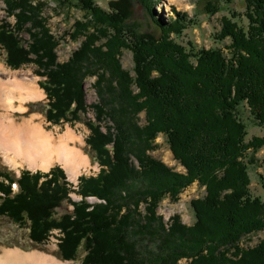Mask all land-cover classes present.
<instances>
[{
	"label": "trees",
	"instance_id": "obj_1",
	"mask_svg": "<svg viewBox=\"0 0 264 264\" xmlns=\"http://www.w3.org/2000/svg\"><path fill=\"white\" fill-rule=\"evenodd\" d=\"M5 1L15 19L0 25L6 65L36 66L44 78L48 121L74 124L93 111L86 144L100 169L81 176L77 191L60 167L24 170L20 178L0 171V218L26 229L35 245L59 232L58 256L75 262L82 251L80 264H264V240L240 245L247 234L264 232V201L248 189L249 167L264 137L246 141L244 120L247 110L251 123L264 128V0H243L242 14L223 17L218 40H228L226 53L176 43L171 36H181L192 21L173 8L174 18L152 16L158 37L129 26L134 3L151 12L159 0H114L110 12L92 0H77L85 17L74 21L69 38L80 45L62 63L56 53L60 40L39 16L40 4ZM201 1L213 15L222 0ZM126 49L133 74L120 62ZM89 78L99 98L90 106L83 88ZM142 114L145 125L139 124ZM160 134L184 173L149 155ZM195 183L205 196L190 201L194 225L175 215L165 222L157 214L161 201L177 200ZM64 203L71 211L59 214Z\"/></svg>",
	"mask_w": 264,
	"mask_h": 264
},
{
	"label": "rangeland",
	"instance_id": "obj_2",
	"mask_svg": "<svg viewBox=\"0 0 264 264\" xmlns=\"http://www.w3.org/2000/svg\"><path fill=\"white\" fill-rule=\"evenodd\" d=\"M92 1H94V4L98 9H102L105 12H110L109 6L112 2H114V0ZM5 2V0H0V25L5 21H7L10 25H13L15 19L8 14ZM33 4H40L41 7L39 8H41V10L39 8L38 9L41 12V15L39 16L45 19L46 26L48 27L50 34H52L56 40H60V44H58L56 49L58 61L60 63L66 62L72 56V51H75L80 45V42L70 40L69 33H72L74 30V21H82V18L85 17L83 12L80 10L81 3L77 0H33L32 5ZM171 8L179 13L183 12L186 17L192 21L184 29L181 36H171L176 43L182 44L186 50L191 48L190 45H188V43H190L195 46V49L197 50L222 48L225 53L228 51L226 46L228 45V40H218L223 17L229 18L233 11H237L242 14L246 9L243 0H222L220 2V9L213 15H210L209 13L207 14L204 12V5L201 0H159L158 4L155 5V8L152 9L151 12H148L145 8H143V5L136 2L134 3V7H132V18L127 20V22L132 29H137L138 32H151L158 37L160 32L155 28L153 17L158 20H162V22L166 21L168 16L173 17ZM241 24L244 26L247 25V20L242 19ZM20 37L26 41L30 40L26 33L20 34ZM4 56L5 52L0 50V76L3 79L1 80V83L5 82V84L9 85L12 83L10 80H14V76L17 75L20 79L26 80V82H32V85L42 93V98L35 101L29 99L25 102H22L19 98L15 102L14 110H6L4 107L0 108V116L5 115L12 120H16L17 124L30 121L34 118L33 120L35 124H39L44 132L51 134L58 140L66 136L68 133H71L74 138L72 141L69 140L70 147L78 150L80 153L79 155L87 159L86 161L88 164L86 166L82 165V167L79 168L77 178L70 176L62 164L55 163L50 168H53L54 166L60 167L67 176L66 180H68L72 189L77 191L78 180L81 176H95L100 167L96 161L94 162L92 151L86 144V140L90 134L86 123L88 120L93 119V111L90 110L86 114L83 113V115L80 116L81 121L74 124L63 122L53 123L48 121L45 116V112L48 110L47 94H45V90L41 86V83L44 82V78L37 76L36 66L31 63L30 65H23L20 69H13L9 65H6ZM133 61V56L127 49L122 51L120 60L122 68L127 69V71L132 72V74ZM94 83V79L89 78L85 80V85L83 86L86 94L85 103L88 106L97 103V100H99L93 89ZM13 88L15 90L16 87L12 84L8 87V90L11 91ZM21 95L23 97H27L29 94H27V92H23L22 94L21 92ZM20 106L22 108V112L18 110ZM244 114V120L246 121L248 128L246 141H249L252 137H264V128H260V126L256 127L251 123L252 117L247 110H245ZM139 124L145 125L144 114L139 116ZM103 125L106 126V124ZM167 143L168 141L165 138V135H158L153 144V149L149 151V155H151L153 159L163 162L174 172L177 171V173H184L185 169L177 162V160L173 158L174 155L169 150ZM255 159L256 160L254 161L255 163L253 166L249 167V181L251 183L248 189L252 196H257V198H261L264 201V189L262 185V179L264 180V147L257 151ZM20 161L21 160L18 162L19 166L13 167L6 162V157L0 152V171H10L15 173L17 177L19 176L21 170L29 169L31 172L40 173L47 171H43L42 169H30L29 166H26L25 164L20 165ZM134 164H136V162H134ZM13 186L15 191H17L18 187H16L15 184ZM202 196H205L204 188L200 187L198 183L192 184L182 192L177 200L173 201L170 198H165L161 201L157 214L159 216L161 215L165 222H169L170 218L175 215L179 217L184 225L192 226L196 220L194 218L193 209L190 207V201L192 199L202 198ZM70 197L73 201L80 200V197L76 196L74 193H71ZM89 201L94 202L95 199H89ZM70 211L71 206H69L68 203H64L63 206L58 209L59 214L68 213ZM52 234V237L49 238L47 243L43 245H35L27 239L26 229H21L6 218L1 217L0 252L15 249L24 253L40 252L52 256V258L55 257L57 261L63 264H80L79 261L83 258L82 251L79 252V261H63L60 259L57 253V237L59 236V232H54ZM263 240L264 232L254 231L247 234V236L240 241V245L243 248L253 247ZM187 263V260H181L179 262V264Z\"/></svg>",
	"mask_w": 264,
	"mask_h": 264
},
{
	"label": "bare ground",
	"instance_id": "obj_3",
	"mask_svg": "<svg viewBox=\"0 0 264 264\" xmlns=\"http://www.w3.org/2000/svg\"><path fill=\"white\" fill-rule=\"evenodd\" d=\"M13 79L10 80L12 83L8 85L5 82L1 83L3 79L0 76V108L14 110L15 102L19 98L22 102L42 98V93L32 85V82H26L17 75ZM12 84L16 88L10 91L8 87ZM21 92L22 94L27 92L29 95L23 97ZM18 110L22 112L21 106ZM33 119L17 124L16 120L5 115L0 116V152L6 157V162L16 167L19 166L18 162L21 160L20 165L25 164L30 169H42L43 171L48 170L55 163H59L70 176L77 178L79 168L82 165L86 166L88 162L87 159L79 155L78 150L70 147L69 140L72 141L74 136L68 133L58 140L51 134L44 132L42 127L35 124ZM0 264L63 263L57 261L55 257L52 258V256L40 252L24 253L15 249L0 252Z\"/></svg>",
	"mask_w": 264,
	"mask_h": 264
}]
</instances>
